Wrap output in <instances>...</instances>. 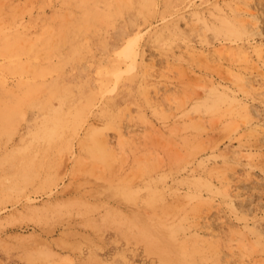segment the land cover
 I'll list each match as a JSON object with an SVG mask.
<instances>
[{
  "label": "rangeland",
  "instance_id": "1",
  "mask_svg": "<svg viewBox=\"0 0 264 264\" xmlns=\"http://www.w3.org/2000/svg\"><path fill=\"white\" fill-rule=\"evenodd\" d=\"M0 264H264V0H0Z\"/></svg>",
  "mask_w": 264,
  "mask_h": 264
},
{
  "label": "bare ground",
  "instance_id": "2",
  "mask_svg": "<svg viewBox=\"0 0 264 264\" xmlns=\"http://www.w3.org/2000/svg\"><path fill=\"white\" fill-rule=\"evenodd\" d=\"M66 29H67V28H66ZM67 33H68V32H67ZM67 33H66V34H67ZM79 33H80V32H79ZM54 111H55V110H54ZM64 113H65V112H64ZM54 116H55V115H54ZM49 117H51V116H49ZM53 118H54V117H53Z\"/></svg>",
  "mask_w": 264,
  "mask_h": 264
}]
</instances>
